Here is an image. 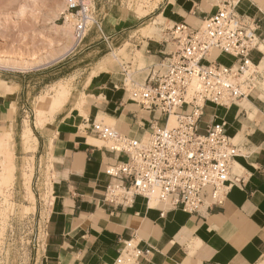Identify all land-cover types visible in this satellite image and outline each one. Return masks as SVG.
I'll use <instances>...</instances> for the list:
<instances>
[{
    "label": "crops",
    "instance_id": "obj_1",
    "mask_svg": "<svg viewBox=\"0 0 264 264\" xmlns=\"http://www.w3.org/2000/svg\"><path fill=\"white\" fill-rule=\"evenodd\" d=\"M225 1L234 3L240 15L257 24L262 46L251 54L256 67L255 89L228 108L209 104L201 122L203 131L215 121L225 122L228 135L239 147L232 177L240 181L233 184L222 206L205 203L189 214L169 202L157 201L151 206V199L148 202L143 196L124 206L104 200L106 188L120 182L108 175L106 168L126 156L101 144L103 140L91 130L92 121L102 118L120 133L141 139L154 116L130 101L123 88L133 61L126 66L107 64L106 69L90 76L70 107L56 113L42 129L35 124L34 77H0V148L12 132L15 165L19 168L27 157L28 170H33L35 211L29 221L35 234L29 264H115L119 251L131 239L142 251L140 264H258L262 260L264 0H159L140 17L133 15L123 0H93L108 40L99 35L95 38L109 43L110 49L123 48L125 40L127 53L140 52L144 66H137L131 75L144 82L148 68L174 50L167 29L176 23L197 28ZM159 18L166 26L156 27L154 21L152 30H160V37H145L138 31L147 21ZM212 55L213 59L219 54L214 51ZM27 128L35 137L33 151H28L20 138ZM42 179L44 185L40 186ZM46 193L45 201L42 196Z\"/></svg>",
    "mask_w": 264,
    "mask_h": 264
},
{
    "label": "built area",
    "instance_id": "obj_2",
    "mask_svg": "<svg viewBox=\"0 0 264 264\" xmlns=\"http://www.w3.org/2000/svg\"><path fill=\"white\" fill-rule=\"evenodd\" d=\"M63 2L73 21L75 48L90 33L107 42L91 0ZM167 31L174 50L148 68L144 82L131 73L124 79L129 100L153 113L150 129L134 139L95 119L91 130L108 150L126 156L106 168L120 182L106 188L105 201L124 206L143 196L149 202L158 192L159 204L169 202L193 214L205 203L225 204L233 184L240 181L232 177L240 151L226 123L215 121L203 131L201 122L209 104L228 108L255 89L251 54L262 43L257 24L228 1L197 28L176 23ZM214 51L218 57L209 58ZM221 54L230 56L232 63H221ZM171 114L177 115V124L169 128ZM141 253L134 239L126 241L115 264H140Z\"/></svg>",
    "mask_w": 264,
    "mask_h": 264
},
{
    "label": "rangeland",
    "instance_id": "obj_3",
    "mask_svg": "<svg viewBox=\"0 0 264 264\" xmlns=\"http://www.w3.org/2000/svg\"><path fill=\"white\" fill-rule=\"evenodd\" d=\"M123 2L133 15L140 17L154 9L159 0ZM59 7L64 9L60 12ZM65 11L63 0H0V74H6L0 77L9 78L7 74L34 77L36 88L31 97L34 111L37 99L42 98L49 103V97H55L60 90L68 92V103L71 105L78 95V90L86 84L89 77L106 69L107 64L126 66V63L133 61L130 73H133L137 66H144L140 52L127 53L129 44L125 40L122 41L123 48L115 46L110 49L109 43L106 45L97 41L96 34L90 33L79 47L73 48L74 37L68 36L70 39H66L67 35L61 37L54 31L55 25L66 24L68 15ZM100 13L95 11V17L99 19ZM154 21L156 27L162 29L166 26L164 20L159 18L147 21L138 31L145 37H160V30H152ZM219 61L229 65L233 60L230 56L223 55ZM65 109L46 113V123L53 119L56 113H62ZM36 121L35 111V124ZM104 122L114 126L107 120ZM27 126L30 127L28 121ZM12 141L11 132L0 148V264H29L35 230L33 222L29 221L33 211L25 210L24 204L29 205L32 197H35L31 187L33 170H28L27 157L20 161L17 168ZM23 144L28 151H33L32 139ZM101 144L106 145L103 141ZM42 197L46 201L48 194ZM11 205L13 209L9 211Z\"/></svg>",
    "mask_w": 264,
    "mask_h": 264
},
{
    "label": "bare ground",
    "instance_id": "obj_4",
    "mask_svg": "<svg viewBox=\"0 0 264 264\" xmlns=\"http://www.w3.org/2000/svg\"><path fill=\"white\" fill-rule=\"evenodd\" d=\"M63 4H64V2H63ZM63 9H64V7H62V9H60V7H59L60 12ZM68 17L66 16V21H65L66 24L65 25H63V26H59V25L54 26L53 25L55 27L54 31L56 32V34L61 35V37H64L65 35H67L66 39H70V38L74 37V35H73V24H72V21L70 20L71 16L68 15ZM75 45H76V43H75ZM75 45L73 46V48L75 47ZM212 54H213V52L210 54L209 58H212V56H213ZM6 60L8 61V59H6ZM0 61H1V59H0ZM67 93L68 92H66L65 90H60L57 94H55V97H53V96L49 97L50 98L49 103H46V101L42 98L37 99L38 101H36V103H35V111H36V115H37L36 124H37V127L39 129H42L45 126V123H46V116L45 115H46V113L53 112L54 110H61L62 108L70 107V105L68 103V98H67L68 94ZM176 124H177V115L171 114L169 122H168V127L171 128V127L175 126ZM20 138H21L22 142H24V143L28 142L31 139L35 140V137L32 135V130L30 128H27L25 131H23L20 134ZM8 145H9V143H8ZM42 182H43V179L41 180V185H42ZM157 197H158V192H155L153 194V196L151 197V206L156 205V203L158 201ZM12 204H14V203H12ZM24 208H25V210H29V211H33V212L35 211V197L34 196L31 199V204L29 206L24 205ZM12 209H13V205H11V208L9 211H11ZM258 264H264V259H262Z\"/></svg>",
    "mask_w": 264,
    "mask_h": 264
}]
</instances>
